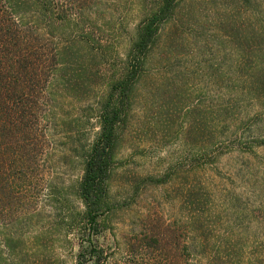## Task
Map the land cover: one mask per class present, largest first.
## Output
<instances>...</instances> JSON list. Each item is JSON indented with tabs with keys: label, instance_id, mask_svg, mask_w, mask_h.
<instances>
[{
	"label": "rangeland",
	"instance_id": "rangeland-1",
	"mask_svg": "<svg viewBox=\"0 0 264 264\" xmlns=\"http://www.w3.org/2000/svg\"><path fill=\"white\" fill-rule=\"evenodd\" d=\"M170 1L132 80L93 228L78 214V149L161 0H87L102 52L72 81L81 89L49 96L22 206L0 202V264H264V0Z\"/></svg>",
	"mask_w": 264,
	"mask_h": 264
},
{
	"label": "trees",
	"instance_id": "trees-1",
	"mask_svg": "<svg viewBox=\"0 0 264 264\" xmlns=\"http://www.w3.org/2000/svg\"><path fill=\"white\" fill-rule=\"evenodd\" d=\"M170 2L161 0L134 32L129 55L98 100L99 130L78 149L81 173L76 194L84 208L78 214L93 228L104 206L105 178L117 130L126 118L132 82L152 42L154 24L171 9ZM86 4L87 0H0V202L9 199L11 210L22 206L24 184L39 150L48 143L49 96L81 89L72 81L80 70L84 73L91 67L89 54L95 59L102 52L101 39L87 22L92 13ZM50 189L56 211L62 198L56 186ZM94 248L91 245L88 252L99 258L102 251Z\"/></svg>",
	"mask_w": 264,
	"mask_h": 264
}]
</instances>
